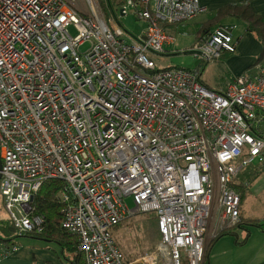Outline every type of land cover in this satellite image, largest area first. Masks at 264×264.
<instances>
[{"label":"built area","instance_id":"2783aa9c","mask_svg":"<svg viewBox=\"0 0 264 264\" xmlns=\"http://www.w3.org/2000/svg\"><path fill=\"white\" fill-rule=\"evenodd\" d=\"M99 4L0 0L4 211L17 236L41 233L34 196L62 180L60 228L84 264H132L114 233L135 213L152 214L159 236L139 264H205L207 242L240 223L236 178L264 162V60L215 92L153 60L174 44L167 27L206 11L199 0H126L112 13L145 22L133 38ZM234 30L218 26L182 53L221 60ZM15 249L0 244V259Z\"/></svg>","mask_w":264,"mask_h":264},{"label":"crops","instance_id":"0c3cea01","mask_svg":"<svg viewBox=\"0 0 264 264\" xmlns=\"http://www.w3.org/2000/svg\"><path fill=\"white\" fill-rule=\"evenodd\" d=\"M206 11L202 18L192 21L196 28L191 31L192 44L203 25L214 18L217 26L234 25L233 39L236 50L233 54H224L221 60L211 62L220 71L221 76L215 83L201 80L211 90L221 93L231 80L246 72H252L259 59H264L262 46L257 38L246 31L245 23L232 18L217 19L211 13L230 3L248 2L251 11L264 19V0H199ZM144 29V28H143ZM142 29V30H143ZM211 29V30H212ZM192 45V46H193ZM259 60V61H258ZM244 188V199L240 204V219L264 220V162L244 169L235 183ZM239 239L244 237V229H236ZM24 241L0 259V264H70L61 259V247L54 242L40 241L34 238ZM207 264H264V228H249V236L243 245L235 243L234 237L223 236L213 242L207 257Z\"/></svg>","mask_w":264,"mask_h":264},{"label":"trees","instance_id":"16d2710c","mask_svg":"<svg viewBox=\"0 0 264 264\" xmlns=\"http://www.w3.org/2000/svg\"><path fill=\"white\" fill-rule=\"evenodd\" d=\"M107 1L108 3L106 5L102 0H100L101 8L104 14L106 12L107 6L111 11H113L117 6L120 7L123 4L122 1ZM211 16H214L215 20L232 18L236 21L245 23L246 31L252 33L257 38L262 46V53H264V19L256 16L251 11L248 2L230 3L212 12ZM215 23L216 22L213 18L209 20L207 24L201 27L200 32H198V35L195 37V44L201 42L204 37L214 30L212 28L215 26ZM195 74L198 76L201 83L207 87L201 80V74ZM207 88L210 89L209 87ZM257 135L261 136L260 133ZM232 187L239 194L241 204L242 200L244 199V188L236 184H233ZM64 188L65 183L62 180L49 179L43 182L40 189L35 194L32 202L33 214L43 218V230L41 233L28 234L22 237L34 238L40 241L54 242L61 247V253L58 255L61 259L68 261L70 264H84L82 255L77 250L76 238L65 233L60 228L62 204L59 200V195L61 192H63ZM151 216L152 219L148 220L149 227L156 234H158L155 217L153 215ZM251 227L263 229L264 220H240V223L233 229L220 231L218 235L207 245L205 252V264H207L208 251L214 241L223 236H232L234 237L236 244L243 245L249 236V228ZM238 228L244 229V237L241 239H239L237 235L236 229ZM18 237L20 236H17L16 230L10 219L8 217H6L4 220L0 219V244L17 248L19 245L15 243L14 239Z\"/></svg>","mask_w":264,"mask_h":264},{"label":"rangeland","instance_id":"374dc122","mask_svg":"<svg viewBox=\"0 0 264 264\" xmlns=\"http://www.w3.org/2000/svg\"><path fill=\"white\" fill-rule=\"evenodd\" d=\"M106 5L107 0H102ZM125 3L126 0H110ZM100 8H101V4ZM83 7V5H82ZM118 8V6L116 7ZM102 10V8H101ZM105 16L110 17L114 24L125 30L130 38L137 36L145 27V22L136 19V16L132 10L129 11L127 16L120 17L116 20L112 11L107 6ZM202 17L198 16L190 21L179 22L170 27H167L166 33L174 40V44L165 45V54L162 56L153 57L157 70H162L168 67H179L182 69H188L194 73L201 74L204 80L207 82L215 83L221 76L220 71L212 65L211 62H204L195 57L191 53H182V50L192 47V34L190 33L196 28V25L192 21H198ZM217 27V26H216ZM215 27V28H216ZM234 35V34H233ZM86 46H83L81 50H85ZM264 60V59H263ZM260 135L264 138V123L260 126ZM127 207L131 210L133 203L131 197L125 199ZM152 214H139L135 213L126 218L119 227L115 229V240L122 252L125 260L132 264H139V258L144 257L148 253H152L155 247L159 243V236L149 227V219H152ZM7 215L3 208L2 197L0 196V219H6ZM209 228H212L210 224ZM29 237H18L14 241L17 244H21ZM210 240L207 242V245Z\"/></svg>","mask_w":264,"mask_h":264},{"label":"water","instance_id":"95a60500","mask_svg":"<svg viewBox=\"0 0 264 264\" xmlns=\"http://www.w3.org/2000/svg\"><path fill=\"white\" fill-rule=\"evenodd\" d=\"M0 168H1V163H0Z\"/></svg>","mask_w":264,"mask_h":264}]
</instances>
